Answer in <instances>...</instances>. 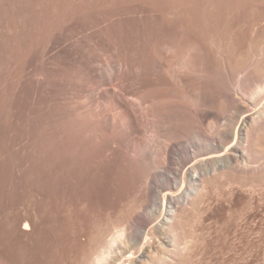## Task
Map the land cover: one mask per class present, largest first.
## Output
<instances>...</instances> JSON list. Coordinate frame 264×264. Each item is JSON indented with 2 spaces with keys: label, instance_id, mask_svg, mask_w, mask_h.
I'll list each match as a JSON object with an SVG mask.
<instances>
[{
  "label": "bare ground",
  "instance_id": "1",
  "mask_svg": "<svg viewBox=\"0 0 264 264\" xmlns=\"http://www.w3.org/2000/svg\"><path fill=\"white\" fill-rule=\"evenodd\" d=\"M29 1L0 0V264H23L34 196L108 216L70 233L75 264H174L210 181L264 179V0H51L21 53ZM216 8L253 24L247 44L212 34Z\"/></svg>",
  "mask_w": 264,
  "mask_h": 264
},
{
  "label": "rangeland",
  "instance_id": "2",
  "mask_svg": "<svg viewBox=\"0 0 264 264\" xmlns=\"http://www.w3.org/2000/svg\"><path fill=\"white\" fill-rule=\"evenodd\" d=\"M50 3L51 0L25 2V15L20 22L21 53L28 48L30 37L39 34L41 19ZM259 7L260 11L263 6ZM219 10L222 13L218 18V8L208 10L212 34H220L225 43L232 38L235 43L247 44L253 24L246 22L242 13L236 16L224 8ZM257 22H261L259 16ZM9 64L15 65V62ZM5 71L4 57L0 56V82ZM1 130L0 126V133ZM36 162L43 160L39 158ZM178 162L179 153L174 152L169 164L176 166ZM3 178L0 171V245L6 237L10 214L13 208L16 209L10 204ZM241 184L229 177H218L207 184L205 203L197 210L189 209L183 213V231L190 239L186 244L178 245L174 264H264V179L252 186ZM29 198L30 195L24 193V203ZM32 204V231L29 236L22 235L19 223L14 242L20 246L23 264H75L85 245L71 242L70 233L79 234L84 243L85 235L97 232L96 224L108 218L105 213L84 207L51 206L40 196L32 197Z\"/></svg>",
  "mask_w": 264,
  "mask_h": 264
}]
</instances>
